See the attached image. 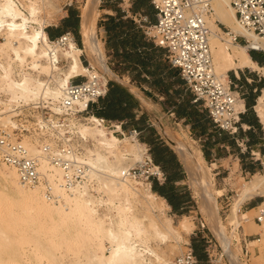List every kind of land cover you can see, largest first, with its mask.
<instances>
[{"label": "rangeland", "instance_id": "rangeland-1", "mask_svg": "<svg viewBox=\"0 0 264 264\" xmlns=\"http://www.w3.org/2000/svg\"><path fill=\"white\" fill-rule=\"evenodd\" d=\"M35 1L38 6H44V10L36 13L35 19H37V22H31L28 26L32 30H38L39 26L42 25L44 27V31L48 27L58 23L61 17L65 15L66 9H73L79 17L80 10L85 4V0H51L52 5L43 3L42 0ZM20 2L24 5V9L22 10L23 13L28 15V2L26 0H20ZM103 2L104 0H100L98 4L94 28V36L97 40V51L99 52L100 59L97 58L93 61L89 60V55L85 51V42L81 33L80 35L84 49L81 38V45L78 47L73 36V41L75 42L74 46L82 50L79 55V59L82 61L84 60V64L82 62V66L85 68L89 66L93 67V69L107 82L125 85L123 78L110 68L104 48L102 49L103 45L101 46L103 41L101 40L98 23L100 22L101 14L103 13ZM121 4L124 9H129L131 2H127L126 0H110V5L113 8L120 7L119 5ZM146 5L147 3L145 6ZM150 13L152 14V11H150ZM223 31L226 32L225 30ZM3 36L6 37L7 32L0 35V43L4 42ZM238 44L243 45L240 40ZM22 46H24V40H22ZM65 48L66 46H61L58 50V70H51L49 63L43 57H40L39 61L42 68L36 71L30 67V58H27L23 62L15 60L8 69L7 64H9V59H14V54L9 46L5 47L0 55V61L6 68L5 70L0 68V111L4 109L3 103H8L9 101V97L4 91L7 83L5 76H7L10 80L17 82L22 79L23 73H27L32 79L30 84L31 88L36 86L37 80L47 84L50 88H56L59 80L63 78L69 67V60L66 56L62 55V53L65 52L63 50H66ZM81 74L82 76L85 75L83 72ZM229 74L230 72L227 71L228 76ZM80 77L81 76H79L75 82L82 81V78ZM227 83L228 80L224 82L225 85H227ZM184 94L186 97L191 98L188 91H184ZM139 96L144 104L145 112L148 115L147 123L153 131V137L170 147L169 149L172 152H174V148L181 154H178V157V155L174 152L184 175L180 188L186 202V209L182 214H173L163 199H150L145 197L144 188L146 186H143V183L145 182L142 180L128 182L132 211L130 214L132 216H129V219H127L130 220V218L134 217V219L137 220L144 229L143 234L140 237L134 236V233L132 232L129 233L132 242L135 241L134 244L136 245L137 252L143 256L142 258L144 261L140 264H174L177 257L190 250L189 239L191 237L194 239H199V237H201L206 240V245L202 252L203 264H264V250H261V248L257 245H250L251 241L260 238V236L248 235L243 231L242 226H238L235 229L238 237L237 239L235 235L232 234V231L234 230V223L231 221L233 206L238 199V194L242 190V185L248 183L253 175H263L264 170L260 171V173H254L252 175L240 174L239 167L233 160V155H226L225 157L220 155V158L216 160L212 158H204L201 152L203 151V148H201L202 143L198 141V138H204L199 135L198 131H200V129H197L198 131L196 133L190 131L189 128L185 126L183 121L172 114L169 109L170 106L166 103V101L148 99L143 97L140 93ZM31 99L28 101L20 100L17 105L12 107L14 109L13 112L16 115L11 117V120L14 123L22 124L26 128H33L37 123L44 122L49 115L52 116V118H68L63 116L64 114L62 112L58 113V99L53 100L49 97H41L35 101ZM194 105L196 111H203V108L200 105ZM82 117L88 118L90 117V114H83ZM86 123V120L78 122V124ZM107 130L111 131L112 128ZM9 131L12 130L10 129ZM141 134L142 133H140V135ZM85 135L86 138L93 143V146L88 145L84 148L85 156L88 153L96 152L106 154L102 149V146L97 144V142L95 143L93 141L94 139L88 133ZM148 135L149 132H146L144 138ZM40 137L41 136L38 131H24L19 137V140L23 141L26 139L36 146ZM115 137L119 143L115 146L114 154L119 157L123 154L122 148H127V153L129 155L126 156L127 159L125 162H127V165L131 167L134 164L133 160L135 159L133 156L134 149H131L129 145H127L129 144L127 138L122 139L120 135H116ZM172 137L174 138L171 142L170 138ZM175 138H177L181 144ZM22 141L21 143L24 144ZM138 143L141 146L143 144L146 145L145 143L139 141V138ZM146 148L147 154L149 155V147L147 145ZM240 149L245 152L243 147H240ZM142 150H144L143 146ZM105 156H108V160L112 162L113 155L106 154ZM3 167L6 166L0 164V168ZM201 179H203L206 182L205 184H207L206 187L203 185L205 189L200 183ZM100 184L103 186V183ZM0 188H2V186H0ZM97 189L98 187L95 191H93L94 193L92 196L97 200L102 198V202H100V200L98 203L99 205H96L99 215L98 217L104 220L103 226L105 228L116 229L118 226L117 224H119L118 222H120L122 218L121 215H118L119 212L117 211H119V209H117L116 205L120 208L123 199L119 204L118 202H120V200L113 201L115 202L114 205L116 208L112 207L114 206L113 204L107 205L105 202L108 198L106 190L105 194L102 195V193H104V188L99 187L98 191ZM203 189L204 191L206 190L205 193H203L204 191H201ZM260 195L264 196V194ZM245 200H243V202ZM241 205L240 211L236 216V219L240 221H242L243 218V215L240 213L247 212L246 208ZM257 212L258 209L256 208L247 213L253 223H256L254 218L257 215ZM167 219L170 220L172 226V228L168 229V231L162 227ZM216 222L219 223L218 225L223 226L225 234H228L227 237L231 238V247L229 251L225 250L224 244L222 245L223 242L221 243L222 240L220 241L218 232L216 233V226L214 225ZM11 224L12 226H9L6 229L3 226L0 227V231L6 233L7 235L6 238H0V264H39V262L37 263V261H39L37 254H45L46 251L50 250V244H48V242L51 239H41L39 236L37 237V235L33 236L30 233V228L25 225ZM183 227H186L187 232L182 231ZM125 231L127 232V229ZM159 232L164 233L163 239L159 237ZM88 241L64 239L62 243L60 242L56 245L55 249L57 250L54 255L45 256V260L42 258V264H85L87 262V250L90 246ZM103 244L105 247L104 254L108 255L110 243L107 239H103Z\"/></svg>", "mask_w": 264, "mask_h": 264}, {"label": "bare ground", "instance_id": "bare-ground-1", "mask_svg": "<svg viewBox=\"0 0 264 264\" xmlns=\"http://www.w3.org/2000/svg\"><path fill=\"white\" fill-rule=\"evenodd\" d=\"M26 1L28 2V15L23 13L24 5L20 0H0V35L7 32V36H3L4 42L0 43V55L5 47H10L14 54V59H9V64H7L8 69L13 64V61L23 62L27 58H30L31 69L38 71L42 68L39 58L43 57L49 63L51 70H58V50L62 45L52 44L46 36L42 25L39 26L38 30H32L28 26L31 22H37L35 15L40 11L42 12L44 6H38L35 0ZM42 2L52 5L51 0H42ZM99 2L100 0H85V4L80 10V33L83 35L85 49L91 61L97 58L100 59L99 52L97 51V40L94 36ZM206 22L210 31L208 41L213 69L219 81L224 84L228 80L227 71L232 70L236 72L239 68H248L251 71L264 75V67L257 66L247 53L249 48L264 49V41L257 39L237 24L234 11L229 5L228 0H212V14L207 18ZM217 22L224 26L228 32H224L217 25ZM236 35L246 38L248 44L240 45L234 43L232 37ZM22 40H24V46H22ZM66 41L64 45L66 46V50H63L65 52L62 55L66 56L69 60V67L63 78L59 80L56 88H50L47 84L38 80L36 81V86L31 88L32 79L27 73H23L22 79L17 82L5 76L7 83L4 91L9 97V101L8 103H3L4 109L0 111V128L11 132L9 130L15 127V123L11 120V117L16 116L12 107L17 105L20 100L28 101L32 98L31 100L35 101L41 97H49L53 100L58 99V102H60L62 90L69 85L70 80L82 76V72L87 75V70L82 66L79 59L81 50L74 46L75 42L70 37ZM0 68L2 70L6 69L1 61ZM77 105L79 109H82L83 103L79 102ZM236 106L239 109L243 108L242 102L239 99L236 101ZM57 110L58 113L61 112L60 106H58ZM255 112L264 123V92L256 100ZM85 120L87 121L86 124H79L77 126L80 134L86 138L85 134L88 133L95 143L97 142V144L102 146L106 154L113 155V160L110 162L108 156H105L106 154H100V152L88 153V150V154L84 155V158L91 168L93 176L97 177L98 173L101 174L98 189L99 187L104 188V193L101 190L102 195L105 194L106 190L108 198L106 197L107 200L105 202L107 205H114L115 202L113 201L115 200H120L119 204L123 199L124 204L122 202L120 208L116 205L117 209H119L117 211L119 214H117L122 216V218L119 216L121 220L118 222L117 228H105L103 226L104 220L98 217L96 205L102 198L97 200L85 192L68 195L61 193L59 201L51 202L45 199L39 188H26L22 186L18 181L15 171L6 167L0 168V186H2L0 188V227L3 226L6 229L12 226L11 223L14 225H25L30 228L31 232H29L33 236L37 235L41 239H51L48 242L50 250L46 251L45 254H37L39 257L37 263L39 262V264H42V258L44 259L45 256L54 255L57 250L55 249L56 245L60 242L62 243L64 239L89 240L90 246L87 250V262L85 264H140L144 261L143 256L137 252L136 245L134 244L135 241L133 240L134 242H132L129 233L132 232L134 236L140 237L144 229L134 217L128 220V217L132 216L130 214L132 211L128 182L136 180H128L121 177L122 172L130 167L125 162L126 156L129 155L127 148H122L123 154L117 157L114 151L115 146L119 142L112 134V131L107 130L93 116ZM127 139L129 141L127 145L131 149H134L133 156L135 159H130L134 161V164L138 162L143 163L146 159H149L146 145H142L144 148L142 150V146L139 145L135 138L130 137ZM22 142L32 153L36 152L35 144L26 139ZM152 170L160 173L157 166H152ZM42 171H47L46 164L42 165ZM53 172L58 174V171L55 169ZM100 183H103V186ZM200 183L202 187H204L203 185L205 187L207 185L203 179H201ZM143 186H146L144 188L146 198L157 199L156 195L150 191L148 183H143ZM204 189L201 191H204ZM260 194H264V174L253 175L248 183L242 185V190L238 194V199L233 206L231 221L234 223L232 234L237 239L235 229L238 226H242L246 234L260 236V238L251 241L250 245H257L261 250H264V226L251 222L250 216L247 215V213L253 210L241 212L240 214L243 215L242 221L236 219L243 200ZM112 207H115V205ZM218 224L217 222L214 224L216 226V233L218 232L225 250L229 251L231 238L227 237L228 234H225L223 226ZM162 227L166 231L171 229L170 220L167 219ZM126 229L127 232L125 231ZM182 231L187 232L186 227H183ZM158 235L160 238H164L163 232H159ZM6 237V233L0 231V238ZM103 239H107L110 243L108 255L104 254Z\"/></svg>", "mask_w": 264, "mask_h": 264}, {"label": "built area", "instance_id": "built-area-1", "mask_svg": "<svg viewBox=\"0 0 264 264\" xmlns=\"http://www.w3.org/2000/svg\"><path fill=\"white\" fill-rule=\"evenodd\" d=\"M153 10L154 22L143 19L141 29L145 37L157 48L165 52L169 65L178 71L186 91L192 97L191 103L200 105L207 113L214 129L235 135L240 124L243 109L236 106L238 98L231 83L223 84L215 75L209 47V28L207 18L212 14V0H149ZM234 11L237 24L257 39L264 41V0H228ZM217 25L228 30L217 22ZM66 32L52 44L64 46ZM247 45L246 38L233 36L232 41ZM247 51L258 53L264 59V49L249 48ZM87 75L82 81L79 77L71 79L62 90L59 102L61 112L68 118L49 117L33 128L15 123L12 133L0 128V164L15 171L19 183L26 188H39L45 199L57 202L62 194L85 192L92 195L99 186V178L93 176L91 168L84 158V148L93 146L92 141L84 138L78 131V122L85 121L82 115L90 114V106L104 97L107 81L93 67H87ZM83 103L79 109L77 103ZM94 117V116H93ZM96 118V117H95ZM107 129L112 128L114 136L133 137L138 141L140 132L134 128L122 129L121 122L105 121L96 118ZM32 129V130H30ZM38 131L40 140L36 152L32 153L21 143L22 132ZM127 135V136H126ZM46 164L47 171H42ZM154 163L150 156L145 162L135 163L121 177L128 180H142L151 189L152 181L164 182V176L152 170ZM57 170L58 174L53 170ZM103 175V174H102ZM57 189V191H56ZM254 221L264 226V198L257 207ZM174 264H197L191 249L179 256Z\"/></svg>", "mask_w": 264, "mask_h": 264}, {"label": "crops", "instance_id": "crops-1", "mask_svg": "<svg viewBox=\"0 0 264 264\" xmlns=\"http://www.w3.org/2000/svg\"><path fill=\"white\" fill-rule=\"evenodd\" d=\"M126 1L131 2L129 9H124L122 4L119 5L120 7L113 8L110 5V0H104L103 13L101 14L98 27L101 40L103 41L101 46L103 45L102 49L104 48L110 68L123 78L125 85L121 86L127 89L136 102L131 112L133 114L132 121L129 120V122L132 124L137 122L138 126V122H140V127L144 126L141 128L142 134L140 136L144 138L145 133L149 132L145 129L149 125L147 123L148 115L145 112L139 93L148 99L166 101L172 114L183 121L190 131L196 133L197 129H200L198 131L199 135L204 138H198V141L202 143L201 148H203V151L201 152L204 158L216 160L220 158V155L223 157L233 155V160L237 163L240 174L252 175L263 171L264 123L257 116L255 105L258 96L264 91V75L248 68H239L236 72L229 71L230 74L229 76L227 75L228 82L235 89L243 105V113L240 115L241 127L238 126L235 135L217 131L209 120L206 111L204 109L203 111H196L195 105L191 103L192 97H186L184 94V91L186 92L185 86L178 75V71L173 69L167 62L165 52L155 47L142 33L141 26L144 18L150 23L154 22L153 10L149 0ZM146 3L147 5L145 6ZM149 8H151L152 14ZM129 24L133 25L134 29L137 30L136 34L133 32L129 33L127 30ZM110 26L114 27L115 31L108 35L105 29ZM45 32L47 37L52 40L63 33L69 32L74 38H77L76 43L79 47L81 45L80 15L78 17L73 9H66L65 15L61 17L59 22L45 29ZM106 40L110 43L109 46H106ZM247 53L257 66L264 67V59L258 53L250 51H247ZM80 61L81 64L82 62L84 64V60ZM90 108L91 110L98 109L97 102L92 104ZM173 138H170L171 142ZM175 139L179 142L177 138ZM171 147L173 148L172 145ZM240 147H243L245 152ZM173 150L177 155L180 154L174 148ZM183 179L174 182L171 187L180 196L183 195L180 188ZM163 183L157 184L161 186ZM150 191L157 198L159 197L158 199L161 198L165 201L171 213L178 214V212L186 209L185 200H182L173 209L165 198L159 196L151 189ZM263 198L264 196L262 195L253 196L245 200L241 206L245 207L247 211L254 210L260 205Z\"/></svg>", "mask_w": 264, "mask_h": 264}, {"label": "trees", "instance_id": "trees-1", "mask_svg": "<svg viewBox=\"0 0 264 264\" xmlns=\"http://www.w3.org/2000/svg\"><path fill=\"white\" fill-rule=\"evenodd\" d=\"M149 10L151 11V8H149ZM127 30L129 33H137V30H135L133 25L130 24L127 26ZM105 31L109 35L111 32L114 33L115 28L110 26L109 28H106ZM48 39L52 40L51 38ZM76 39L77 38H75V42H77ZM105 44L106 46H109L110 43L106 40ZM97 104L98 109L91 110L90 108V112L94 117L104 119L105 121L121 122L123 130H127L131 127L141 133V128L144 126L140 127V122H138L139 126L137 125V122L133 124L129 122V120L132 121L133 114L131 112L136 105V102L127 89L120 84L107 82V91L104 97L97 100ZM145 129L149 131V135L146 138H142L139 135V141L148 145V153L152 162L160 168L165 177V182L161 186L153 181L151 190L159 196L165 198L167 203L174 209V207L179 205L182 200H184V195L180 196L178 192L173 191L171 188L174 182L183 179L184 175L182 173V169L180 168L176 155L169 149V147L163 142L157 140V138L155 139L153 137L151 127L147 126ZM182 213L183 211L178 212V214ZM205 245L206 240L201 237H199V239H194L192 237L190 240V249L197 260V264H203L202 252Z\"/></svg>", "mask_w": 264, "mask_h": 264}]
</instances>
